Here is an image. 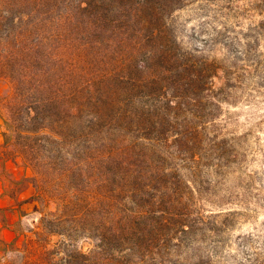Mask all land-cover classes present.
Masks as SVG:
<instances>
[{"label":"trees","instance_id":"16d2710c","mask_svg":"<svg viewBox=\"0 0 264 264\" xmlns=\"http://www.w3.org/2000/svg\"><path fill=\"white\" fill-rule=\"evenodd\" d=\"M181 2L0 0V168L30 170L18 218L0 217V264L220 263L199 242L238 215V76L175 39Z\"/></svg>","mask_w":264,"mask_h":264},{"label":"rangeland","instance_id":"374dc122","mask_svg":"<svg viewBox=\"0 0 264 264\" xmlns=\"http://www.w3.org/2000/svg\"><path fill=\"white\" fill-rule=\"evenodd\" d=\"M263 1L182 0L181 6L174 9L166 20L183 48L200 50L208 57L223 60L227 67L233 65L232 71L238 76L230 81L232 87L228 90L226 103L237 120L235 141L243 152L241 164L230 171L226 182L234 191L233 201H240L227 207L238 215L225 231L214 236L207 234L199 242L205 250L215 249L217 256L224 255L218 264H236L254 248L264 251ZM221 81L217 80V84ZM11 94L9 82L0 80V98ZM1 103L0 100V137L5 115ZM24 173L30 174V170L20 162L9 160L3 170L0 168V217L4 215L10 224L18 218L15 198L19 201L29 196L27 183L17 181V176ZM244 195L249 205L240 204L245 200ZM24 208L29 211L31 205H24ZM1 234L7 240L14 235L10 231ZM216 239L219 241L214 242ZM79 246L87 250L90 242L80 239Z\"/></svg>","mask_w":264,"mask_h":264},{"label":"crops","instance_id":"0c3cea01","mask_svg":"<svg viewBox=\"0 0 264 264\" xmlns=\"http://www.w3.org/2000/svg\"><path fill=\"white\" fill-rule=\"evenodd\" d=\"M3 232H9V231H7V230H3Z\"/></svg>","mask_w":264,"mask_h":264}]
</instances>
